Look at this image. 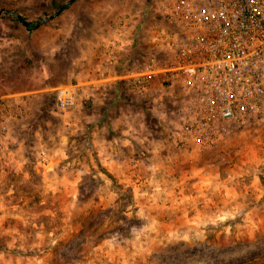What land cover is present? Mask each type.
<instances>
[{"label":"rangeland","instance_id":"374dc122","mask_svg":"<svg viewBox=\"0 0 264 264\" xmlns=\"http://www.w3.org/2000/svg\"><path fill=\"white\" fill-rule=\"evenodd\" d=\"M67 1L0 0V264H264V127L180 143L162 75L131 78L166 60L165 1L75 0L42 21ZM93 3L136 20L103 89L84 86L104 48Z\"/></svg>","mask_w":264,"mask_h":264},{"label":"built area","instance_id":"2783aa9c","mask_svg":"<svg viewBox=\"0 0 264 264\" xmlns=\"http://www.w3.org/2000/svg\"><path fill=\"white\" fill-rule=\"evenodd\" d=\"M164 1L166 29L152 44L166 60L132 73L135 89L162 75L177 100L176 138L196 152L264 127V0Z\"/></svg>","mask_w":264,"mask_h":264},{"label":"crops","instance_id":"0c3cea01","mask_svg":"<svg viewBox=\"0 0 264 264\" xmlns=\"http://www.w3.org/2000/svg\"><path fill=\"white\" fill-rule=\"evenodd\" d=\"M95 4L96 3H93L94 7H98L96 10L97 12H100V15L96 16L95 14H91V17L93 16V22H96L97 27L100 28L98 35H100L101 45H103L104 48H101L100 54L98 56L99 61L96 64V71L98 74L92 73L90 67L88 68L89 74L84 75V86L87 87V89H92L94 87L92 85L93 83H96L98 85L97 87L102 89L106 86L107 80L109 79L107 77V69L113 68L116 63L119 64V59L125 58L124 45H127L130 39L129 36H132L136 27V20L134 21V18L132 17H124L123 14L120 16H115L110 21V15L113 12H110L112 7L109 4H100V6H95ZM114 21L115 23L113 25L112 22ZM112 30H114L113 35H110ZM107 44L113 45L111 47H107ZM88 76H91L92 78H88ZM121 78V74L115 72V79L121 80Z\"/></svg>","mask_w":264,"mask_h":264},{"label":"water","instance_id":"95a60500","mask_svg":"<svg viewBox=\"0 0 264 264\" xmlns=\"http://www.w3.org/2000/svg\"><path fill=\"white\" fill-rule=\"evenodd\" d=\"M73 2H75V0H68V1L65 3V5L62 6V7L60 8L59 11H57L55 14L49 16L48 18H46V19H44V20H42V21L52 20V19L55 18L57 15H59L62 11H64V10L66 9V6L71 5ZM3 13H5V11H4V10H1V11H0V16H2ZM7 13H10V12H7ZM17 18H18V20H19L22 24H24V26H26L27 28L33 26V23L26 21L22 16H19V15H18Z\"/></svg>","mask_w":264,"mask_h":264},{"label":"trees","instance_id":"16d2710c","mask_svg":"<svg viewBox=\"0 0 264 264\" xmlns=\"http://www.w3.org/2000/svg\"><path fill=\"white\" fill-rule=\"evenodd\" d=\"M31 27H29L28 29H30Z\"/></svg>","mask_w":264,"mask_h":264}]
</instances>
